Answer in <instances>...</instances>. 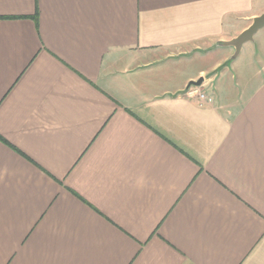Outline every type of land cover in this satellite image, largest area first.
Masks as SVG:
<instances>
[{"label": "crops", "instance_id": "1", "mask_svg": "<svg viewBox=\"0 0 264 264\" xmlns=\"http://www.w3.org/2000/svg\"><path fill=\"white\" fill-rule=\"evenodd\" d=\"M263 11L0 0V264H264Z\"/></svg>", "mask_w": 264, "mask_h": 264}, {"label": "water", "instance_id": "2", "mask_svg": "<svg viewBox=\"0 0 264 264\" xmlns=\"http://www.w3.org/2000/svg\"><path fill=\"white\" fill-rule=\"evenodd\" d=\"M264 26V11L259 15L252 18L251 23L243 29L237 36H234L230 40L222 42L223 45L232 46L237 54L241 49V46L253 39V35ZM203 81L202 77H198L197 80H191L187 84L189 86H199Z\"/></svg>", "mask_w": 264, "mask_h": 264}, {"label": "rangeland", "instance_id": "3", "mask_svg": "<svg viewBox=\"0 0 264 264\" xmlns=\"http://www.w3.org/2000/svg\"><path fill=\"white\" fill-rule=\"evenodd\" d=\"M264 32V26L262 27V28H260L259 30H258V32L257 33H255V35H257V34H262ZM255 42V39L253 38L251 41H248V43H246V45L244 46V48L243 49H241L242 50V54H244V52L247 50V46H252V49L251 50H255V47H253L254 46V43ZM240 56H242L243 57V55H239V57H238V59L239 58H241ZM246 57H244V59H242V62L245 64L246 62H248V60L247 59H245ZM249 63V62H248ZM264 63V62H263Z\"/></svg>", "mask_w": 264, "mask_h": 264}, {"label": "built area", "instance_id": "4", "mask_svg": "<svg viewBox=\"0 0 264 264\" xmlns=\"http://www.w3.org/2000/svg\"><path fill=\"white\" fill-rule=\"evenodd\" d=\"M194 90H196V88H193L192 90L190 89L188 91V95L192 98H196L199 103H202L204 101L205 94L202 92L197 93Z\"/></svg>", "mask_w": 264, "mask_h": 264}]
</instances>
